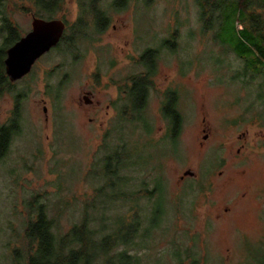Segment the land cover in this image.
I'll return each mask as SVG.
<instances>
[{
  "label": "rangeland",
  "instance_id": "rangeland-1",
  "mask_svg": "<svg viewBox=\"0 0 264 264\" xmlns=\"http://www.w3.org/2000/svg\"><path fill=\"white\" fill-rule=\"evenodd\" d=\"M113 2L99 0L109 17L105 31L95 34L88 16L74 35L80 10L77 0H66L54 19L66 22L65 42L74 46L52 49L0 95V127L16 104L19 114L0 158V264L25 263L24 231L34 203L44 205L59 234L79 223L105 183L104 156L122 142L139 148L141 162L123 171L127 190H152L156 182L160 196L117 201L108 218L129 220L140 210L147 225L151 203L159 199L164 209L140 246L131 248L140 264H261L264 124L262 101L255 98L264 69L245 72L242 59L217 45L213 32H203L196 0H125L118 8ZM30 7L3 0L0 19L7 17L22 37L35 16L33 7L23 10ZM4 37L0 30V46ZM166 40L175 48L162 47ZM148 48L160 50L143 111L147 131L129 110L124 89L144 71L140 55ZM168 91L177 94L182 117L175 143L161 114ZM187 171L193 176L182 178ZM91 226H99L95 216Z\"/></svg>",
  "mask_w": 264,
  "mask_h": 264
},
{
  "label": "trees",
  "instance_id": "trees-1",
  "mask_svg": "<svg viewBox=\"0 0 264 264\" xmlns=\"http://www.w3.org/2000/svg\"><path fill=\"white\" fill-rule=\"evenodd\" d=\"M22 1H27L31 5L30 8L23 10L31 11L33 7L35 9L34 17L51 20L62 11L66 0ZM77 2L80 16L74 28L71 29V34H78L76 30L81 29L82 24L86 25L85 23L89 22L90 17L88 16L92 18L90 22L93 24L95 34H101L108 28L109 17L101 8L99 0H77ZM196 2L203 32H213V40L217 45L242 59L245 72L249 70L254 73V69L262 71L264 69V17L262 18L264 14H255L250 10L259 8L264 12V0H196ZM2 3L3 0H0V7ZM125 3V0H114L113 6L118 8ZM238 26L241 28L238 29ZM0 30L5 35L4 42L0 46L1 95L4 92L12 91L14 83H11L5 74L6 50L21 36L15 25L5 16L0 19ZM65 40L66 32L63 33L55 48H60L63 44L70 48L74 46L72 43H66ZM166 44L172 49L175 48L170 40H166L162 47L165 48ZM159 50L160 48H148L140 55V64L144 71L129 79L131 85L127 89L129 105H131L130 111L132 110L137 116L136 121L141 123L145 130L149 125L143 118V111L152 87L151 78L156 73V58ZM256 65L258 67H255ZM262 82L261 91L255 100L262 101L263 106L259 117L264 124V79ZM59 92L60 90L56 89L54 93L57 94L52 93L54 98L58 99ZM20 97L21 95H17L15 98L19 100ZM176 102L177 94L174 91H168L164 94L161 109L163 118L168 122L169 138L173 143L180 135L182 127V117L176 109ZM17 106L18 104H16L13 116L7 125L0 127V158L5 155L11 135L17 130L19 121ZM137 148L122 142L121 146L115 147L104 156L101 173L106 179L105 183L95 190L91 202L86 204L80 222L72 225L66 233H57L54 230V219L48 215L44 205L39 202L34 203L32 212L34 216L28 219L24 231L27 242L24 264H140L139 257L131 252V248L140 246L138 241H143L149 235V232L164 214L161 201L158 204L159 199H157L153 204L151 203L147 225L142 220V212L140 210L132 212L133 207L126 211V213L132 212L129 220L122 215H117L111 220L108 218L109 214L106 213L117 201L123 202L128 198H134V201H137L139 197L146 196V194V197L150 198L160 196L156 182L152 190L145 189L137 192L127 190L128 179L124 174L125 170L141 164L138 161L140 154H137L139 149ZM88 206H90L91 212L88 211ZM154 207L159 209L154 210ZM94 216L99 225L97 227L91 226ZM144 220L146 219L144 218ZM196 263L197 261H192V264ZM261 264H264V261Z\"/></svg>",
  "mask_w": 264,
  "mask_h": 264
},
{
  "label": "water",
  "instance_id": "water-1",
  "mask_svg": "<svg viewBox=\"0 0 264 264\" xmlns=\"http://www.w3.org/2000/svg\"><path fill=\"white\" fill-rule=\"evenodd\" d=\"M65 27V22L60 19L33 17L31 30L6 50L4 68L8 80L13 83L25 77L40 57L58 45ZM43 112L46 113L45 108ZM184 176L192 177L193 173L187 171L182 178Z\"/></svg>",
  "mask_w": 264,
  "mask_h": 264
},
{
  "label": "flooded vegetation",
  "instance_id": "flooded-vegetation-1",
  "mask_svg": "<svg viewBox=\"0 0 264 264\" xmlns=\"http://www.w3.org/2000/svg\"><path fill=\"white\" fill-rule=\"evenodd\" d=\"M41 19H42V18H41ZM58 44H59V43H58ZM53 49H54V48H53ZM51 50H52V49H51ZM51 50H50V51H51ZM23 78H24V77H23ZM23 78H22V79H23ZM130 85H131L130 82L126 83V86H125V89H124V90H126V91L124 92V93L126 94V95H124V97L126 98V101H128V103H129V100H128V96H127V89L129 88ZM87 95H89V94H87ZM84 99H85V103H86V104H89V105L92 104V100H89L88 97L85 96ZM127 108L129 109V105L127 106ZM130 109H131V105H130ZM130 109H129V110H130Z\"/></svg>",
  "mask_w": 264,
  "mask_h": 264
}]
</instances>
